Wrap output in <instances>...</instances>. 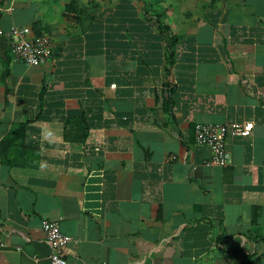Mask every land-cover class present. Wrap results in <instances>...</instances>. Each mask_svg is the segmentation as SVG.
Instances as JSON below:
<instances>
[{
	"label": "crops",
	"instance_id": "1",
	"mask_svg": "<svg viewBox=\"0 0 264 264\" xmlns=\"http://www.w3.org/2000/svg\"><path fill=\"white\" fill-rule=\"evenodd\" d=\"M12 26L51 59L13 63ZM79 117L87 139L65 140ZM245 123L212 165L194 126ZM19 125L0 264H50L44 221L67 264H264V0H0V143Z\"/></svg>",
	"mask_w": 264,
	"mask_h": 264
},
{
	"label": "built area",
	"instance_id": "2",
	"mask_svg": "<svg viewBox=\"0 0 264 264\" xmlns=\"http://www.w3.org/2000/svg\"><path fill=\"white\" fill-rule=\"evenodd\" d=\"M8 40L13 63L39 67L52 57L51 41L45 36L36 35L30 28L12 26L8 32ZM253 127L252 123L234 124L229 129L224 126L196 124L193 131L196 142L211 149V164L226 168L232 165V157L226 150V137L230 135L247 138L251 135ZM42 231L51 251L50 264H67L64 248L74 240L61 232L58 222H42Z\"/></svg>",
	"mask_w": 264,
	"mask_h": 264
},
{
	"label": "trees",
	"instance_id": "3",
	"mask_svg": "<svg viewBox=\"0 0 264 264\" xmlns=\"http://www.w3.org/2000/svg\"><path fill=\"white\" fill-rule=\"evenodd\" d=\"M34 32L38 36L41 35L40 27H34ZM17 128V135L10 136L0 143V155L3 159H6L7 165L13 167L23 166L22 164L24 163L23 161L21 162L20 158L25 155V150L27 149V146L24 144L27 128L25 125H19ZM87 131L88 127L83 117L68 119L64 126V138L73 143H82L87 139ZM21 150L23 153L19 155ZM255 220L256 215L254 214Z\"/></svg>",
	"mask_w": 264,
	"mask_h": 264
}]
</instances>
